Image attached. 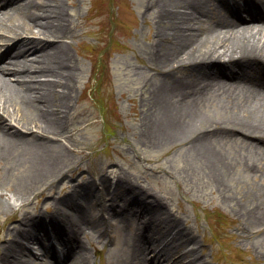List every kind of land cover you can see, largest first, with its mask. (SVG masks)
<instances>
[{
	"label": "rangeland",
	"instance_id": "1",
	"mask_svg": "<svg viewBox=\"0 0 264 264\" xmlns=\"http://www.w3.org/2000/svg\"><path fill=\"white\" fill-rule=\"evenodd\" d=\"M44 1L35 0V4ZM60 1L69 16L68 36L64 40L76 65L72 109L64 125L72 144L65 163L68 166L63 176L47 178L39 187L25 191L33 154L25 151L12 170L0 159V192L4 194L0 196V244L11 236L9 229L17 224L18 217L24 216L25 209L30 213L47 212L51 206H57L54 197L71 195L75 188L83 191L81 185L97 181L99 185L90 190L94 196L74 192L75 197L81 193L78 199L85 205L88 203L100 221L98 227L87 229L83 239L90 243L92 264H116L119 238L123 240L122 235L137 232L135 223L139 217L132 218V224H126L119 216H109L116 228L112 231V240L107 239L99 232L105 224L100 215L101 212L108 215L107 205L100 200L97 204L90 201L108 190L118 198L119 206L135 199L119 184L122 176L131 179L137 190L161 197L173 219H180L182 226L194 234L199 245L191 252L192 256L198 255L207 264H264V232L243 237L245 220L236 210L244 197L253 196L260 188L264 168L253 171L244 168L246 159L264 161V146L253 145L248 138L233 133L207 137L210 138L207 146L221 150L241 175L234 181L227 198L217 190L189 143L163 138L150 127L151 116L160 114L155 92L167 81H173V77L164 74L156 54L161 47L156 33L159 27L165 26L157 17L156 0ZM205 5L211 6L215 21L232 19L221 0H208ZM14 6L16 18L19 10ZM177 9L181 11L182 6ZM197 24L202 26L198 20ZM219 27L227 29L226 25ZM203 30L207 29L203 27ZM15 41L3 44L7 46ZM195 73H178L184 77V84L176 89L172 102L190 107L196 118L221 116L224 103L221 98L225 91L241 90L233 84L218 88V82L211 87ZM215 75L212 77L219 74ZM103 204L104 209L99 210ZM149 211L155 215V224L167 225L161 209L149 207ZM179 249L168 242L167 250L172 254L177 253L184 260L191 258L189 253L185 254L187 249Z\"/></svg>",
	"mask_w": 264,
	"mask_h": 264
},
{
	"label": "bare ground",
	"instance_id": "2",
	"mask_svg": "<svg viewBox=\"0 0 264 264\" xmlns=\"http://www.w3.org/2000/svg\"><path fill=\"white\" fill-rule=\"evenodd\" d=\"M204 2L205 0L155 2L157 17L165 24L156 33L161 42L156 54L164 74L168 78L173 77V81H167L155 92V102L159 105L160 114L151 116L150 127L163 138L189 143L217 190L229 198L228 193L233 188L234 181L239 180L241 175L235 172L230 159L221 150L207 146L210 143V138L207 137L233 133L248 138L253 145L260 143L264 146V100L252 98L255 93L253 90L249 95L225 91V96L221 98L224 102L221 105L223 114L200 119L196 118L190 107L177 106L172 102V97L180 84H184V77L178 76L180 71H196L195 74L201 75L209 85L215 74L228 79L237 77L233 80L238 82L249 74L259 73L264 82V18L261 19L264 16V0H221L225 7L238 16L237 23L232 24L226 19L218 20L206 32L197 24ZM6 4L8 7L0 4V159L12 170L19 164L18 159L25 151L33 154L26 191L27 188L31 190L39 187L47 178L56 179L66 172L68 164L65 163L72 144L64 125L72 109L76 65L64 40L68 36L69 16L60 0H45L39 5L35 4V0H6ZM179 5L182 6L181 11L177 9ZM13 6L19 10L16 18ZM241 12H245L247 16L240 15ZM220 24L221 27L226 25L227 29L220 28ZM9 40H16V44L5 46L3 43ZM7 54L10 55L4 57ZM41 75L46 77L42 79ZM218 83L219 88L233 84L222 79ZM259 88L264 96V84ZM245 162L244 169L247 171H253L257 167L261 170V166L264 168L262 159L249 158ZM124 178L120 176L118 182L129 190L130 196L139 198L133 201L139 203L142 212L147 215L142 219H147L152 235L149 238L144 235L132 237V234L124 237L116 255V264H152L157 262V257L155 254L148 256L146 251L156 249L161 253L160 256L173 263L207 264L198 255L192 256L191 252L197 249L199 242L189 229L182 226L180 219H173L164 200L143 189L137 190L138 187L133 186L131 179ZM98 185L97 181H92L81 185V189L91 194L90 190ZM258 186L260 188L254 195L244 197V201L238 203L236 208L245 220L242 226L243 237L246 238L264 232V178L259 180ZM0 196H4L3 192H0ZM65 201L70 203L71 197L63 202ZM9 204L11 205L10 202ZM59 207L61 206L57 201L54 211ZM149 207L161 209L166 215L167 225L164 229L154 230L155 215L148 212ZM53 215L46 212L30 213L29 209H25L24 216L18 217L15 221L17 224L9 229L8 234L11 236L3 239L0 244V264H20L23 255H17L18 247L22 250L26 248L22 240L31 235L27 231L44 219L58 220L57 215L54 216L55 219H51ZM123 217V221L129 219L126 214ZM87 221L90 223L88 218ZM65 223L67 225L52 224L51 230L57 238L69 240L66 243L70 249V260L73 264H92L88 245L82 240V235L88 228L83 225L85 220H70ZM109 226L106 224L104 229H100V234L110 237ZM48 236L46 232L41 237V246H45ZM149 241L152 242L150 245ZM168 242L175 249H187L185 254L189 253L191 258L187 261L177 253L172 254L167 250ZM192 244L194 246L190 247ZM262 249L264 256V246ZM66 258H61L62 264H68Z\"/></svg>",
	"mask_w": 264,
	"mask_h": 264
}]
</instances>
